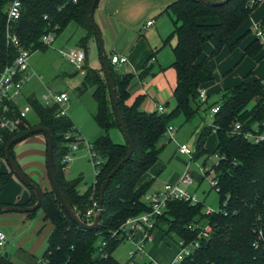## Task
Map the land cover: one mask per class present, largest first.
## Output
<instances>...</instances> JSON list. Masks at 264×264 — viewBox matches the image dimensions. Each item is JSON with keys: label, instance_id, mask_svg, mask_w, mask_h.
<instances>
[{"label": "trees", "instance_id": "trees-1", "mask_svg": "<svg viewBox=\"0 0 264 264\" xmlns=\"http://www.w3.org/2000/svg\"><path fill=\"white\" fill-rule=\"evenodd\" d=\"M12 1L0 0V73L7 64L14 61L17 54L16 48L9 44L7 38L8 9ZM92 1L22 0L21 15L12 21V32L33 52L48 47L42 41L45 34L52 32L58 36L71 22L88 30V35L81 40L87 58L86 73L78 91L83 94L89 88H94L93 97L97 103L94 118L103 131L91 148L104 159L95 182L81 193L78 190V180L66 178L63 159L71 151L69 145L72 141L82 143L79 129L68 115H58V105L44 104L34 94L28 100L37 114L38 122L33 124L28 118V125L23 126L19 133L6 134L4 140H0L2 159L6 158L7 145L15 137L35 127L48 128L54 139V163L61 188L73 209L85 222L89 221L85 216L86 211L95 199H100L106 177L129 150V142L123 134L104 67L92 68L87 65V43L91 38L97 40L90 22ZM257 6L258 4L251 5L249 0H227L219 4L202 0H176L163 9L162 13L167 14L173 22L172 34L165 39V44L170 43L172 37L176 38V43L172 46V66L177 73V84L173 92L175 107L170 112L143 110V96L129 104V85L135 74L124 73L106 55L118 105L134 146L133 154L111 178L104 192L103 216L96 229L78 226L61 205L53 187L42 188L31 178L41 191L40 208L43 209L44 219L52 223L42 264H121L113 253L124 239L119 238V235L113 236V232L119 231L130 217L150 210L144 196L152 181L142 180L160 160L164 148L161 141L168 126L180 114L184 115L186 122H190L202 109L207 111L215 105H219L220 109L214 114L213 123L207 124L199 133L195 144V158L208 152V136L215 132L218 137L215 151L220 158L206 173L214 171V188L220 197L219 209L208 214L204 210L203 201L193 203L171 200L164 214L157 218L154 231L159 230L164 237L176 238L177 243L180 240H185L187 244L200 241V246L186 256L182 264H264V141L253 143L243 135L232 132L237 122L244 129H252L255 124L262 125L264 122V78L243 81L226 89L221 101L204 108V102L199 97L202 86L215 78L211 58L218 55L224 47L234 51L245 36L254 31L250 29L240 37L234 36ZM206 17H218L219 22H202L201 18ZM260 26L264 31V17ZM211 38L216 41L215 48L210 56L203 57V45ZM263 50L264 43L255 38L247 45L245 55L254 57ZM151 59L138 73L142 80L156 73ZM113 129L120 130L124 136L123 142L114 140L111 136ZM43 134L47 139V135ZM14 146L12 155L16 160ZM13 174L12 170L0 171V194ZM29 188L31 198L18 206H31L37 202L36 191ZM7 206L11 205L0 202V214ZM35 211L28 212V217ZM198 223L211 226L208 236L201 235V228H190V225L196 226ZM104 241H107L105 246L102 245ZM0 264L17 263L4 250L0 252ZM147 264H152V261Z\"/></svg>", "mask_w": 264, "mask_h": 264}, {"label": "rangeland", "instance_id": "rangeland-1", "mask_svg": "<svg viewBox=\"0 0 264 264\" xmlns=\"http://www.w3.org/2000/svg\"><path fill=\"white\" fill-rule=\"evenodd\" d=\"M162 27L164 31H169L168 36L172 34L173 26L170 19L162 20ZM253 21L248 19L236 32L239 36L248 27L252 28ZM83 30L75 23L71 22L68 27L58 36H55V42L46 49H38L31 53L29 63L33 76L25 87V93L30 96L36 95L39 99L45 92L53 90L54 92H67L70 96V101L66 105L67 115L74 121L79 129V135L82 138V143L79 144V149L71 151L72 157L69 162L68 171L65 176L69 180H78V189L83 192L95 182L97 169L94 159L91 155V148L96 139L103 133L102 129L96 122L94 115L97 111V103L93 97L94 88H89L86 92L81 94L78 87L81 85L83 75L78 71L77 67L71 64L66 57L61 53V49H67L70 46L76 45L79 40L80 33ZM167 36V37H168ZM170 43H176V38L172 37ZM170 43H166L163 49V59L161 65L166 70H170L171 76L174 71L172 69V60L174 58L172 47ZM214 43L213 39L208 40L207 44ZM62 44V45H61ZM82 44V43H81ZM64 45V46H63ZM83 46V44H82ZM208 55L210 56L214 50V45H210ZM88 50V67L100 68L102 67V60L99 52L98 41L95 43H87ZM213 49V50H212ZM241 45L232 53L240 52ZM224 50H222L223 52ZM220 52L218 55L212 57L214 67L219 73L226 65V55ZM228 54V53H226ZM264 61V60H263ZM259 62L258 57H246L244 61L240 62V70H232L225 72L224 76L215 73L217 87L221 85L224 78L225 84L233 85V78H237L238 74L242 72L240 77H244V81L248 79L251 71L255 72L256 64ZM224 64V65H223ZM158 66V65H157ZM154 76H148L145 81L151 82ZM215 80V79H214ZM221 87V86H220ZM227 87V86H226ZM223 86L219 91L213 92L212 96L208 97V103H204L203 108L208 105H214L221 101L222 94L225 89ZM174 101L170 99V108ZM29 119L33 124L38 122L37 114L34 110L29 113ZM214 116L210 109L205 111L202 109L200 113L190 122H186L183 114L175 117L172 124L175 127V136L173 139L166 134L162 139L161 144L164 148L161 152L160 161L164 163V169L156 176L153 184L150 186L148 192H154V189L161 190L164 185L169 182L168 177L172 174H184L189 167L194 176V183L188 187L191 192H197L199 199L205 203L204 210L208 208L218 210L220 206V197L216 188L213 186L214 171L206 173V170L211 168L212 164L217 161L216 145L217 135L211 132L206 143L208 152L192 158L190 155L181 154L179 152V144L186 143L190 148H194L196 140L201 130L207 125L212 124ZM111 136L116 142H123L124 136L119 129H113ZM40 140V141H39ZM46 138L43 133L33 134L14 146V153L22 169H26L27 173L40 182V185L47 183V187L51 189V183L47 174V158H46ZM2 167V165H0ZM3 169V168H2ZM7 172H11V167L7 164ZM181 174V175H182ZM16 176V175H15ZM30 176V177H31ZM43 188V187H42ZM157 191V190H156ZM1 202V194H0ZM9 215L18 217L16 220H9ZM26 215V223L21 221ZM7 218V219H6ZM10 221L2 223L1 221ZM0 229H3L6 235V251L10 254L13 261L17 264H33L36 259H41L47 249L48 237L52 231V223L44 219V212L42 208L37 209L31 217L22 212H10L0 216ZM159 231V230H158ZM156 233H160V232ZM162 234V232H161ZM154 235H156L154 233ZM163 235V234H162ZM164 237V236H163ZM168 245L172 248L178 247L176 238L165 236ZM160 240V239H159ZM178 241V240H177ZM152 242L147 244L146 254L142 257L136 258L137 264H147L150 261L147 253L151 249ZM170 247V246H169ZM135 248L134 242L125 240L120 243L113 255L121 264H127L130 257V251ZM160 246L157 250L156 256L163 259H169V255L173 253V249ZM3 247V250H5ZM2 249H0V252ZM166 257V258H165Z\"/></svg>", "mask_w": 264, "mask_h": 264}, {"label": "crops", "instance_id": "crops-1", "mask_svg": "<svg viewBox=\"0 0 264 264\" xmlns=\"http://www.w3.org/2000/svg\"><path fill=\"white\" fill-rule=\"evenodd\" d=\"M174 1L176 0H99L96 7L95 22L99 27L103 36L105 54L108 55L109 57H111L115 53L126 55L128 57V62L120 66V69L124 73L135 74V77L133 78V80L129 85L130 97L128 99V103L132 104L137 99V97L143 96L144 99L141 104V108L146 111H155L157 110V107L160 104L164 105L167 112L172 111L175 107V99L173 96V92L177 84V73L175 68L172 66L174 74L173 76H171L172 74L170 70L165 71V68L161 65V59H163L162 57L163 49H164L163 45H165V39L167 38L168 36L167 34L169 32L163 30L162 20L170 19L173 26V22L171 18L167 14L165 13L163 14L162 12L166 6L170 5ZM263 17H264V3H261L253 11L250 17V19H252L253 21L252 28L248 27L247 29L244 30V32H241L239 36H236V33L234 36L240 37L246 34L250 29L254 30V25L260 24ZM149 21H153V24L148 25ZM201 21L206 23H218L219 18L206 17V18H201ZM78 26L83 30V32L80 33L81 35H79L78 43L68 48L76 47V46L82 47L81 40L82 38L88 35V30L86 28L80 25ZM255 38H257L255 31L246 35L242 43L240 44L242 50L237 53H232L236 49L234 51H230L228 47H224L222 49L224 51L221 52L224 53V55H226L225 61L227 62L224 63L226 66L220 69L221 71L219 73L216 72L217 69L214 67L211 58L210 63L215 73H217V76L219 74L224 76L225 72H230L232 70H235L236 72L239 71L240 70L239 67L241 65L239 63L241 61L243 62L246 57H250L245 55V49L247 45ZM208 40L203 45V55H202L203 57L209 56L208 51L211 49L210 45H214V48L216 45V41L215 39H213L214 43L207 44L206 46ZM96 41L97 40L95 38H91L89 39L88 43L91 42L95 43ZM170 44L172 47L175 43L173 45L172 43ZM256 56L258 57L259 62L256 64V68L254 69L255 72L251 71L248 75L249 78L246 79L245 81H249L257 78H264V61H263L264 50L258 53ZM150 59L154 64V70L156 71V73L153 75L154 78L151 82H146L145 80L139 78L138 73L140 72L142 66L145 63H147ZM173 61L174 58L172 60V63ZM241 74L245 75L244 72H242ZM241 74H238L237 78H233V80L231 81L233 82V85L230 86L238 85L244 81L243 80L244 77L242 78L240 77ZM214 79L215 80L207 82L202 86V88H204L207 91L208 97L212 96L213 92L219 91L222 86L224 88L230 87L228 86V84L224 85L226 81L225 78L221 83V85H219L218 87L216 83V78ZM170 99H173L174 101V104L171 108L169 107ZM217 146H218V137H217L216 148ZM46 158H47V145H46ZM7 164L8 162L5 158L0 159V165H2V167H0V171L7 172L8 171L6 169ZM162 169H164V163L159 160L158 163L155 164V166H153L146 173L142 182L152 181L153 184L156 176L159 175V172ZM23 170L29 177L31 176L27 173L25 168ZM181 174L182 173H176L170 175L168 177L169 182L178 181L181 177ZM30 178H32L33 180H35L37 183L40 184V182L35 178H33L32 176ZM41 187L46 188L47 183H45ZM87 189L88 188H86V190ZM156 190L158 189H154V191ZM31 194L32 192L29 186L23 183L17 176H15V174H13L11 176L9 183L1 193V202L10 205H23L29 201V199L31 198ZM7 213L10 212H3L0 214V216L5 215ZM9 217H10L9 220L18 219V217L13 215H9ZM26 219L27 217L26 215H24V218H22L21 221H23L25 224ZM1 222L8 223L10 221L6 220ZM0 232H4L3 229H0ZM156 232L157 231H155L156 235L154 240L152 241L153 244L151 246V249L147 253L148 257L150 258V260L157 261L158 263L169 264L173 260V258L179 253L180 250L179 245L177 248L175 247L172 248L171 245H168V242H166L167 241L166 238L163 237L161 232L160 231H158L160 233H156ZM160 246L166 247L168 250H170L169 248L173 249V253L169 255V259H163L162 257L158 258L156 256L157 250ZM5 248L6 245L4 246V249ZM0 249L4 251L2 246H0ZM42 259L43 257L41 259H36V262L33 264H42Z\"/></svg>", "mask_w": 264, "mask_h": 264}, {"label": "built area", "instance_id": "built-area-1", "mask_svg": "<svg viewBox=\"0 0 264 264\" xmlns=\"http://www.w3.org/2000/svg\"><path fill=\"white\" fill-rule=\"evenodd\" d=\"M21 2L22 0H13L8 9V28L7 38L9 44L16 48V57L12 63H9L0 73V140L3 141L6 134L15 135L22 130L23 126H27L29 113L32 111V106L29 103L28 95L25 93V87L33 76L29 58L31 56V50L26 48L20 38L12 32V21L18 19L21 15ZM251 5H259L264 3V0H249ZM153 24V21H149L148 25ZM254 31L257 38L261 39L264 43V31L261 29L260 24L254 25ZM44 44L50 46L55 42V35L52 32L45 34L42 37ZM61 53L66 59L77 67L78 71L84 75L86 73V58L87 54L84 48L76 46L67 49H61ZM112 63L120 68L128 62L126 55L115 53L111 56ZM200 100L204 103L208 101L207 91L202 88L199 94ZM44 104H56L60 107L59 116H66V105L70 101V96L67 92H54L50 90L41 95L39 99ZM157 109L160 112H165L164 105H158ZM220 109L219 105L213 106L210 110L214 116ZM234 134L243 135L244 138L253 142L259 143L264 141V122L262 125L255 124L252 129H244L240 122H237L233 128ZM166 134L173 139L175 136V127L170 124L167 128ZM70 137V134L67 135ZM79 142L72 141L70 143L71 151L79 149ZM71 151L64 156L63 159V171L67 172L69 168V162L72 157ZM94 159L97 173H99V167L104 163V159L95 153L90 151ZM179 152L181 154L190 155L192 158L196 153V146L190 148L186 143L179 144ZM220 156L217 154V160ZM211 169V168H209ZM208 170H206L207 172ZM213 179V186L216 184V180ZM194 183V176L191 169L188 167L180 179L176 182H167L164 188L154 192H147L144 196V201L150 207L149 211H146L138 216L130 217L122 225L119 231L113 232V236L119 235V238L125 240H131L135 244V248L130 251V257L128 264H137L136 258L142 257L146 254L147 244L152 242L155 238L154 226L157 218L164 214L168 207V202L171 200H186L193 203L201 201L197 192H191L188 187ZM99 201L94 200L92 205L86 211L85 216L89 219L87 223H92L95 216L99 212ZM215 210L208 208L206 212L208 214ZM190 228H201V235L208 236L211 230L209 224L202 225L200 223L196 226L190 225ZM6 244V235L4 232H0V246L4 247ZM103 246L107 245V241L102 243ZM179 253L173 258L169 264H182L186 256L190 255L192 251L200 246V241L196 240L189 244L185 240H180ZM257 246V243H254ZM148 255V254H147ZM152 264H162L157 261L151 260Z\"/></svg>", "mask_w": 264, "mask_h": 264}, {"label": "water", "instance_id": "water-1", "mask_svg": "<svg viewBox=\"0 0 264 264\" xmlns=\"http://www.w3.org/2000/svg\"><path fill=\"white\" fill-rule=\"evenodd\" d=\"M98 1L99 0H93L92 1L91 12H90V22H91V26L93 27V29L96 33V36H97L100 57L102 60V65L104 67V71L107 75V78H108V81H109V84L111 87V94H112L113 103H114V106L116 109V113H117L118 119L120 121V124L122 126L123 134L129 142V150L127 152V155L112 169V171L106 177V179L102 185L101 195H100V199H99V204H100L99 212L95 216L92 223H87L84 220H82L80 218V216L77 214V212L73 209V207L71 206V204L67 200V198H66V196H65V194L61 188V185H60L57 173H56V169H55V163H54V139H53L52 133L50 132V130L48 128L43 127V126L30 129V130L24 132L23 134L15 137L11 142H9V144L7 145V152H6V158L5 159L7 160L8 164L11 167V170L14 172V174L23 183H25L27 186L33 188L36 191L38 199H37V202L31 206H18V205L7 206L6 208H4L3 212L28 213V212L35 211L41 207L42 198H41V191H40L39 187L36 185L35 182H33L31 180V178H29V176L24 172V170L21 168V166L18 164V162L14 159V157L12 155V148H13L14 144L18 143L19 141H21V140H23V139H25V138L33 135V134L45 133L47 135V166H48V174H49V178H50L53 190L55 191V193L59 197L61 205L63 206V208L65 209L67 214L71 217V219L78 226H80L81 228H85V229H96L99 227L100 222L102 220L103 211H104L103 210L104 192H105L111 178L123 167V165L130 159V157L133 154L134 146H133V143L131 142V140L129 138V134L127 132V128H126L124 119L122 117V114H121V111H120V108L118 105L116 92L114 90V82H113V78H112V72H111V69L109 67L107 56H106L105 51H104L103 36H102V33H101L99 27L97 26V24L95 22V11H96ZM202 1H204L206 3L219 4V3H223L227 0H202Z\"/></svg>", "mask_w": 264, "mask_h": 264}]
</instances>
